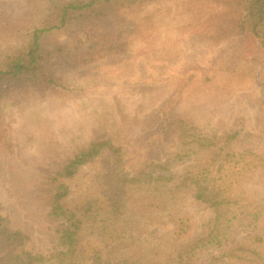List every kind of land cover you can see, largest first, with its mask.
I'll return each mask as SVG.
<instances>
[{"label": "rangeland", "instance_id": "374dc122", "mask_svg": "<svg viewBox=\"0 0 264 264\" xmlns=\"http://www.w3.org/2000/svg\"><path fill=\"white\" fill-rule=\"evenodd\" d=\"M55 1L0 0V62L23 48L27 34L47 24L48 16L54 18L55 11L46 12ZM138 1L113 4L96 17L43 32V77L37 85H14L1 95L0 214L7 229L29 237L25 244L33 251L49 250L61 226L48 215V177L93 141L119 147L122 171L135 175L179 149L176 120L184 118L218 135L219 144L238 131L226 148L264 156V61L258 41L222 0ZM193 73L192 86L178 91ZM200 78L204 84L215 81L218 91L198 93ZM117 166L102 149L71 177H59L68 189L63 204L81 202ZM247 184L262 194L264 168ZM194 193L193 186L181 190L164 218L140 232L150 239L146 245L186 244L204 233L214 210ZM173 212L191 224V234L180 241L166 235L173 230ZM86 244L96 245L104 262L123 252L95 232L78 237L79 246ZM8 249L2 246L1 255ZM210 255L203 253V262Z\"/></svg>", "mask_w": 264, "mask_h": 264}, {"label": "trees", "instance_id": "16d2710c", "mask_svg": "<svg viewBox=\"0 0 264 264\" xmlns=\"http://www.w3.org/2000/svg\"><path fill=\"white\" fill-rule=\"evenodd\" d=\"M143 0H139L141 2ZM237 16L238 25L259 43L264 61V0H222ZM136 0H61L51 2L47 24L27 34L23 48L4 55L0 62V98L14 85H37L44 75L43 56L39 52L41 34L51 29L77 23L82 17H96L113 4L135 3ZM195 74L184 78L178 91L190 88ZM205 80H210L207 76ZM200 78L196 90L212 94L218 87ZM179 149L164 160L148 163L138 174L128 175L120 167L122 153L110 140H97L78 151L63 167L48 177V215L61 221L55 229V244L44 252L26 247L29 237L19 229H7V218L0 214V264H264V192L254 194L247 178L264 168V156L250 150L226 148L225 143L238 131L225 136L200 130L184 118L176 120ZM216 150L214 151V149ZM102 149L115 157L117 168L100 178L98 186L81 197V202L63 204L67 186L59 177H71L77 166ZM208 155H211L210 157ZM209 157V158H208ZM197 162V163H195ZM179 166L183 168L180 169ZM193 186L197 200L214 210L207 229L186 244L146 245L141 231L164 218L163 212L181 190ZM166 217V216H165ZM173 230L166 233L174 241L191 234L187 218H169ZM86 232L99 234L112 247L122 252L104 262L96 245H78ZM155 239V238H154ZM211 253L203 262L202 254ZM203 262V263H202Z\"/></svg>", "mask_w": 264, "mask_h": 264}]
</instances>
